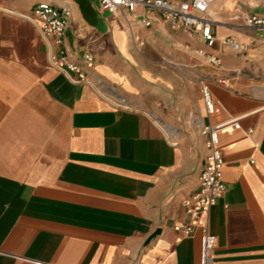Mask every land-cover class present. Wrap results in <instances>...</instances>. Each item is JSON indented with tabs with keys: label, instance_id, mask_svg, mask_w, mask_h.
Here are the masks:
<instances>
[{
	"label": "crops",
	"instance_id": "1",
	"mask_svg": "<svg viewBox=\"0 0 264 264\" xmlns=\"http://www.w3.org/2000/svg\"><path fill=\"white\" fill-rule=\"evenodd\" d=\"M59 3L71 9L63 47L84 83L49 67L24 18L32 0H0V264H199V231L172 226L187 220L204 139L173 145L152 117L169 134L175 118L238 119L219 133L226 191L206 214L213 264H264V25L244 21L264 19V0H214L212 47L155 17L131 37L94 1ZM201 84L222 110L209 119Z\"/></svg>",
	"mask_w": 264,
	"mask_h": 264
},
{
	"label": "built area",
	"instance_id": "2",
	"mask_svg": "<svg viewBox=\"0 0 264 264\" xmlns=\"http://www.w3.org/2000/svg\"><path fill=\"white\" fill-rule=\"evenodd\" d=\"M34 7L24 18L32 24L46 49L47 63L59 72L76 75L75 83H84L85 75L81 67L70 61L63 47V40L71 17V9L60 0H32ZM98 4L101 12L118 16L123 20L127 33L134 37L138 25L150 27L153 17L167 23L172 31L184 30L200 35L207 47H212L215 37L212 33L213 21L208 9L214 0H90ZM247 26H263L264 19L256 16L244 19ZM220 44L237 53H245L249 45L233 39H222ZM198 55H203L200 50ZM87 66H91V55L83 56ZM209 62L219 65V59L209 57ZM217 84H223L217 81ZM200 94L209 119L221 113V107L213 101L208 88L201 84ZM226 127L240 128L237 118H226L213 125H200L199 134L204 139L205 154L198 180L197 190L183 201L187 220L172 226V230L184 237H191L199 231V264H213L212 253L215 237L208 231L206 214L223 197L226 188L223 182V157L219 148V133ZM251 133V131H248ZM175 145L174 143H172ZM251 163H253L251 161Z\"/></svg>",
	"mask_w": 264,
	"mask_h": 264
},
{
	"label": "rangeland",
	"instance_id": "3",
	"mask_svg": "<svg viewBox=\"0 0 264 264\" xmlns=\"http://www.w3.org/2000/svg\"><path fill=\"white\" fill-rule=\"evenodd\" d=\"M201 95V94H200ZM168 126L175 128L178 134H164L161 130L160 133L174 144H179L180 142H196L200 138L198 125L193 123L188 119H173L171 122H165Z\"/></svg>",
	"mask_w": 264,
	"mask_h": 264
},
{
	"label": "bare ground",
	"instance_id": "4",
	"mask_svg": "<svg viewBox=\"0 0 264 264\" xmlns=\"http://www.w3.org/2000/svg\"><path fill=\"white\" fill-rule=\"evenodd\" d=\"M153 121L162 129V131H164V134H169V129L168 127H166L165 125H163L162 123H159V121L157 119H155V117H152ZM196 124H198L200 126V120H197L195 122ZM168 136V135H167ZM166 136V137H167Z\"/></svg>",
	"mask_w": 264,
	"mask_h": 264
}]
</instances>
